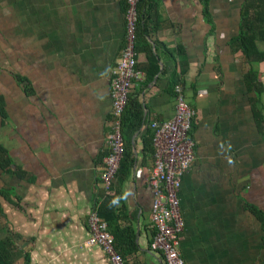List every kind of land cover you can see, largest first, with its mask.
Here are the masks:
<instances>
[{
	"label": "crops",
	"instance_id": "1",
	"mask_svg": "<svg viewBox=\"0 0 264 264\" xmlns=\"http://www.w3.org/2000/svg\"><path fill=\"white\" fill-rule=\"evenodd\" d=\"M245 2L212 0L206 14L200 0L160 1L161 24L137 40L146 79L130 92L145 123L130 114L106 191L100 167L127 0H0V237L15 236V264H111L86 245L95 208L126 264H165L151 249L149 124L174 116L177 86L195 113V160L179 192L182 258L264 264V41L244 53Z\"/></svg>",
	"mask_w": 264,
	"mask_h": 264
},
{
	"label": "built area",
	"instance_id": "2",
	"mask_svg": "<svg viewBox=\"0 0 264 264\" xmlns=\"http://www.w3.org/2000/svg\"><path fill=\"white\" fill-rule=\"evenodd\" d=\"M141 2L127 0L124 47L113 72L110 131L106 138V155L100 167V179L106 191L111 189L125 155L122 126L130 92L146 79V73L137 68ZM194 115L187 103L185 89L177 86L174 116L165 122L151 121L149 124L155 154L153 167L147 176L152 193V220L156 227L151 249L162 254L165 264H185L179 249V235L185 228L179 192L182 178L195 160V143L190 136ZM89 227L91 238L86 245L99 247L111 264H126L116 246V236L109 231L107 222L99 216L96 208L91 212Z\"/></svg>",
	"mask_w": 264,
	"mask_h": 264
},
{
	"label": "trees",
	"instance_id": "3",
	"mask_svg": "<svg viewBox=\"0 0 264 264\" xmlns=\"http://www.w3.org/2000/svg\"><path fill=\"white\" fill-rule=\"evenodd\" d=\"M160 1L161 0H142L139 11L140 22L138 23V26L139 31L143 32V35L149 34L151 29H155L158 25L161 24L160 22L153 21L159 20ZM200 1L204 3L206 14H208L209 5L212 0ZM155 16H157L158 18ZM150 24L152 25V27L150 26ZM239 39L242 42L243 50L246 55L255 48V45L258 41H264V0H246L243 9L242 35ZM137 68L141 69L138 65ZM21 83H23L27 95L35 94L34 88L32 87L29 80L23 78L21 79ZM130 114L133 116L134 125L137 124V126L140 127L141 125H143V123H145V112L142 104L129 96L127 106L123 115L122 135L129 123ZM3 215V209L0 203V216ZM258 217H261L262 223L264 224V217L261 216V213H258ZM15 246H17V241L15 240V236L13 234H11V236L6 239H2L0 237V264L16 263L15 257L13 255V249Z\"/></svg>",
	"mask_w": 264,
	"mask_h": 264
},
{
	"label": "clouds",
	"instance_id": "4",
	"mask_svg": "<svg viewBox=\"0 0 264 264\" xmlns=\"http://www.w3.org/2000/svg\"><path fill=\"white\" fill-rule=\"evenodd\" d=\"M127 195H128V194L126 193L125 196H127ZM117 203H118V200H114V201L112 202V205L115 206Z\"/></svg>",
	"mask_w": 264,
	"mask_h": 264
}]
</instances>
